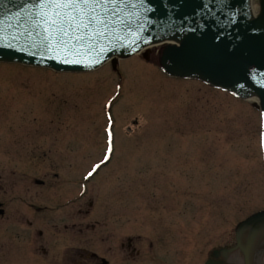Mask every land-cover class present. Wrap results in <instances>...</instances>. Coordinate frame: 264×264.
<instances>
[{"label": "rangeland", "instance_id": "obj_1", "mask_svg": "<svg viewBox=\"0 0 264 264\" xmlns=\"http://www.w3.org/2000/svg\"><path fill=\"white\" fill-rule=\"evenodd\" d=\"M157 55L151 48L148 62L142 56L120 61V89L121 78L109 63L82 74L0 63V176L10 183L13 217H0V264H43L37 246L58 258L65 251L75 254L74 245L107 255L121 234L135 238L147 232L163 234L154 239L171 263L180 240L173 227L187 222L197 225L193 264H200L205 250L233 241L236 224L264 208L258 110L201 82L167 77ZM116 91L113 158L74 205L86 209L93 202L86 221L97 225L83 226L79 243L71 225L69 245L59 244L57 221L40 223L39 216L26 213L24 202L38 201L28 193L36 187L34 177L59 173L68 179L103 156L104 105ZM71 210L73 205L60 215L70 217ZM14 219L43 230L35 245H27L28 233L21 229H28H18ZM143 255L129 263L142 264Z\"/></svg>", "mask_w": 264, "mask_h": 264}, {"label": "water", "instance_id": "obj_2", "mask_svg": "<svg viewBox=\"0 0 264 264\" xmlns=\"http://www.w3.org/2000/svg\"><path fill=\"white\" fill-rule=\"evenodd\" d=\"M146 1L151 7L155 5L154 0ZM158 2L156 10L147 14L143 8L145 0H136L135 6L140 7L142 15L131 14L132 20L139 21L140 31L117 29L115 35L95 47L78 49L76 55L56 59L51 53L33 48L25 34L26 30L31 31L27 21L37 0H0V60L82 69L99 64L113 53L129 55L152 39H175L181 45L168 46L162 57L167 72L199 78L241 97L256 94L264 113V0L257 18L251 14L249 0ZM100 48L105 49L102 54ZM246 232L249 241L260 234L253 244L254 257L264 261V213L241 223L237 237L240 239ZM239 253L240 256L232 248L229 253L217 254L215 258L220 260L212 264H244Z\"/></svg>", "mask_w": 264, "mask_h": 264}, {"label": "snow or ice", "instance_id": "obj_3", "mask_svg": "<svg viewBox=\"0 0 264 264\" xmlns=\"http://www.w3.org/2000/svg\"><path fill=\"white\" fill-rule=\"evenodd\" d=\"M134 3L136 0H37L27 21L31 31L25 34L33 48L51 53L53 58L76 55L78 49L95 47L115 35L117 28L121 32L129 30L132 14L126 9ZM99 51L102 54L105 49ZM261 144L264 145V134ZM108 158L105 155L104 159Z\"/></svg>", "mask_w": 264, "mask_h": 264}, {"label": "flooded vegetation", "instance_id": "obj_4", "mask_svg": "<svg viewBox=\"0 0 264 264\" xmlns=\"http://www.w3.org/2000/svg\"><path fill=\"white\" fill-rule=\"evenodd\" d=\"M72 176V175H71ZM74 180L71 179H67L62 177L60 174L58 173H53V175L50 178H45L42 179V182L36 184L37 187H35L34 189H29L30 192L29 193V197H31L30 199H37L38 201L32 202V201H28V203L31 206V210L32 212L34 211V215L37 211V216H39V222L40 223H45V221L51 219L52 221H57L54 224V227L57 229V234L59 236V244H64V245H68L67 241L69 237V226L67 224V221L63 218L64 216H61L60 213L62 212V209H67L70 207H66V206H62V204L65 202L67 196L65 194L68 193V190L71 186V183ZM7 184H10L9 182H7V180H5L4 178H2V176H0V209L4 210V213L2 214V219H6L8 220L9 218H11L13 220V217L11 215V207L9 205V199H8V192L10 191V187L7 186ZM67 185V191L62 194L63 191V187ZM31 188V187H30ZM53 192V193H52ZM64 199V201H63ZM49 202V204H45V202ZM83 199L81 200H77L75 203L72 204H77L78 202H82ZM40 202L44 203L43 206L37 205ZM57 205V206H55ZM84 210V212H83ZM77 211V214L74 215V219L72 221V230H74L76 233H78L79 239H78V243L82 242L84 240L85 235L82 234L83 232V226H86L87 228H94L96 225H89L85 223V218L86 216H89L91 214L92 211H85L84 206H80L78 207H73V210H71V212ZM45 215V216H44ZM47 218V219H46ZM18 219H14V225H16ZM51 222V221H50ZM48 223V222H46ZM9 224V223H8ZM31 224H33V222H31ZM31 224L30 227H31ZM39 230V231H38ZM38 235L41 236L43 233V230L40 228L38 229ZM72 238V237H71ZM74 238V237H73ZM133 241L134 240H128L127 241V245H125L124 243H122L123 245L121 246L122 250H129L128 255L126 254V259H130L129 255L133 254L134 252H136V248L133 246ZM77 249V252L73 255L68 256V252L65 251L64 253L62 252L63 248H60V250H58L57 254H60V257L62 258H58L57 256H55L56 254L51 255L48 252L49 248L47 246H43L42 250L44 251V254L49 256V260L50 263L49 264H90L91 262H94L95 264H100V258L97 255V253L91 252L89 251V249L80 246V245H74ZM68 247V246H66ZM64 247V249L66 248ZM115 249H117V247H115ZM84 250L88 251V252H84ZM112 247L109 248V251H112ZM113 253V251H112ZM148 257H150L151 259H154L152 254H147Z\"/></svg>", "mask_w": 264, "mask_h": 264}, {"label": "bare ground", "instance_id": "obj_5", "mask_svg": "<svg viewBox=\"0 0 264 264\" xmlns=\"http://www.w3.org/2000/svg\"><path fill=\"white\" fill-rule=\"evenodd\" d=\"M249 2H250V5H251V10L255 14L257 12V10H258V2H259V0H249ZM253 100H258V98L257 97H252L251 101L254 102ZM109 163H107V164H109ZM101 169H102V167H101Z\"/></svg>", "mask_w": 264, "mask_h": 264}]
</instances>
